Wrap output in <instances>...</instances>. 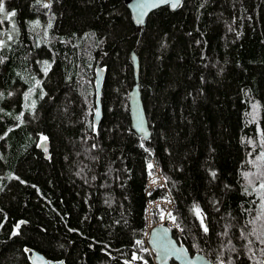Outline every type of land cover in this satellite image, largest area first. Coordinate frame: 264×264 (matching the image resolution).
Returning a JSON list of instances; mask_svg holds the SVG:
<instances>
[{"label": "trees", "instance_id": "16d2710c", "mask_svg": "<svg viewBox=\"0 0 264 264\" xmlns=\"http://www.w3.org/2000/svg\"><path fill=\"white\" fill-rule=\"evenodd\" d=\"M0 3V264H32L26 246L59 264H154L149 150L179 242L264 264V0H183L142 27L123 0ZM133 50L149 139L131 123Z\"/></svg>", "mask_w": 264, "mask_h": 264}, {"label": "water", "instance_id": "95a60500", "mask_svg": "<svg viewBox=\"0 0 264 264\" xmlns=\"http://www.w3.org/2000/svg\"><path fill=\"white\" fill-rule=\"evenodd\" d=\"M128 7L133 22L136 26L142 27L145 25L147 17L155 9L162 6H169L174 10L178 8L183 0H123ZM175 4L176 7L172 5ZM132 60L134 64L136 83L129 91L130 99V117L134 130L140 134L144 139L151 137L152 131L148 123L147 113L145 110L139 83L140 62L136 53H132ZM106 70L97 64L96 73V109L94 114L95 126H98L102 116V99L101 92L105 80ZM38 147L44 152L45 157L50 156V141L47 138H41L38 142ZM149 245L155 251V262L157 264H214L203 252L197 251L191 253L187 246L177 240L174 236L173 230L167 224H156L151 229L149 237ZM28 253V258L32 264H59L63 260H53L47 257L43 252L25 247Z\"/></svg>", "mask_w": 264, "mask_h": 264}, {"label": "built area", "instance_id": "2783aa9c", "mask_svg": "<svg viewBox=\"0 0 264 264\" xmlns=\"http://www.w3.org/2000/svg\"><path fill=\"white\" fill-rule=\"evenodd\" d=\"M146 168L148 169V174H149V169H153V171L150 173L151 175H153L151 177H158L157 179L153 180V182L151 183V186L149 189V195H146V202H145L146 216H147V219L149 220L148 228L151 229L153 225L150 224V222H152L154 216L156 214H160L161 216L165 217L167 212H163L162 210L164 209L174 210V208L176 207V201L171 196L170 192L167 189L168 183L164 179L165 174H164L162 166L160 164H157V167L154 169L152 167V162L147 161ZM168 225L172 227V225L170 224ZM173 228L177 232H182L181 231L182 226L181 228H179V226L178 228L177 227L176 228L173 227ZM146 264H151V262L148 261L146 262Z\"/></svg>", "mask_w": 264, "mask_h": 264}, {"label": "bare ground", "instance_id": "6f19581e", "mask_svg": "<svg viewBox=\"0 0 264 264\" xmlns=\"http://www.w3.org/2000/svg\"><path fill=\"white\" fill-rule=\"evenodd\" d=\"M132 53H136L137 54V52L135 51V50H133L132 51ZM131 58H132V54H131ZM100 62V61H99ZM98 62V63H99ZM97 63V64H98ZM102 66V65H101ZM96 73H97V66H96ZM104 85V84H103ZM132 89V88H131ZM102 90H103V87H102ZM95 92H96V96H97V89H96V75H95ZM101 99H102V92H101ZM129 104H130V99H129ZM148 118V117H147ZM133 127V126H132ZM134 129V128H133ZM140 135V134H139ZM141 136V135H140ZM142 137V136H141ZM143 138V137H142ZM144 139V138H143ZM148 154H149V158H148V162H152V167L155 169L156 167H157V161H156V159H155V155H154V153L151 151V150H149L148 151ZM153 171V169H149V174H148V169H147V178H146V185H145V193H146V195H149V189H150V186H151V183L153 182V180H155V179H157L158 177H151V176H153V175H151L150 173ZM156 175V174H155ZM164 179H165V181H167V179H166V176H164ZM168 183V182H167ZM166 183V184H167ZM169 186V185H168ZM168 186H167V189H168V191L170 192V194H171V196L174 198V196H173V193H172V191H171V189H170V187L168 188ZM175 199V198H174ZM146 218H147V216H146ZM176 218V217H175ZM157 219V218H156ZM158 221V220H157ZM180 223V222H179ZM181 224V223H180ZM148 226H149V220L147 219V227H146V231H145V234H144V241H145V243H146V245H148L149 247H150V249H151V253L153 254L155 251L153 250V248L149 245V237H150V233H151V229H149L148 228ZM182 226V225H181ZM54 260V259H53ZM146 260L145 259H143L142 260V264H146V262H145ZM154 264H156V262L154 261Z\"/></svg>", "mask_w": 264, "mask_h": 264}, {"label": "rangeland", "instance_id": "374dc122", "mask_svg": "<svg viewBox=\"0 0 264 264\" xmlns=\"http://www.w3.org/2000/svg\"><path fill=\"white\" fill-rule=\"evenodd\" d=\"M7 38L9 36H6ZM5 37V38H6ZM4 40L3 39H0V43H2ZM147 165V164H146ZM147 171V170H146ZM163 212H167L166 216H161L160 214H156L152 220V222H150V224L154 225L156 223H159V222H167L168 224L172 225V227H177L179 226V228H181L180 224L178 223L179 221L175 218V215H174V210H167V209H164L162 210ZM173 217L175 219H173ZM157 218V219H156ZM158 220V221H157ZM181 231L182 232H178L179 235H181L183 233V230L181 228ZM145 262H148V260H146Z\"/></svg>", "mask_w": 264, "mask_h": 264}, {"label": "snow or ice", "instance_id": "6c2138e0", "mask_svg": "<svg viewBox=\"0 0 264 264\" xmlns=\"http://www.w3.org/2000/svg\"><path fill=\"white\" fill-rule=\"evenodd\" d=\"M173 7H176L175 4L172 5ZM4 11V6H3V3H0V12ZM12 15H15V13H12ZM261 187H264V184L261 185ZM197 214L199 215V211H197ZM173 219H175L173 217ZM204 231L206 232L207 231V227L204 228ZM139 243V242H138Z\"/></svg>", "mask_w": 264, "mask_h": 264}]
</instances>
